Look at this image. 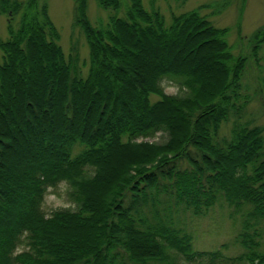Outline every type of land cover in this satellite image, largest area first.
I'll return each instance as SVG.
<instances>
[{
    "label": "trees",
    "instance_id": "obj_1",
    "mask_svg": "<svg viewBox=\"0 0 264 264\" xmlns=\"http://www.w3.org/2000/svg\"><path fill=\"white\" fill-rule=\"evenodd\" d=\"M1 1L20 27L0 42V264H170L169 250L192 260L172 213L221 202L240 222L236 260L264 264V127L244 121L252 94L264 98V79L253 93L244 83L264 28L248 54L233 56L200 14L210 4L166 24L142 0H95L112 15L93 27L88 0H74L84 76L77 53L48 39L45 5L41 20L36 0ZM164 77L181 80L186 95L164 94ZM155 133L166 143L140 141ZM61 182L74 207L45 216L46 189ZM211 255L206 264L222 262Z\"/></svg>",
    "mask_w": 264,
    "mask_h": 264
},
{
    "label": "rangeland",
    "instance_id": "obj_2",
    "mask_svg": "<svg viewBox=\"0 0 264 264\" xmlns=\"http://www.w3.org/2000/svg\"><path fill=\"white\" fill-rule=\"evenodd\" d=\"M10 2L14 0H9ZM20 1V0H17ZM0 2H2L0 0ZM146 9L155 8L164 17L166 24L170 23V16L180 12L192 11L200 6L210 4L213 8L201 9L200 14L205 16L213 26L225 34V41L229 46L231 54H248V46L252 37L260 29L264 28V0H142ZM228 3V6L219 14L218 8ZM125 7L128 0H121ZM44 5L47 8V15L51 26L46 29L48 39L56 38L55 43L62 49L65 56L77 53L76 64L85 76L89 68V50L83 31L73 26L76 14V3L74 0H36V11L41 14ZM1 8V4H0ZM9 8V7H8ZM124 12V10H122ZM119 14H122L121 11ZM112 15L105 9L98 7L95 0H88L87 16L93 27H105L109 16ZM42 16V17H41ZM20 27V14L9 17L0 13V42L6 41L10 37L11 30L16 32ZM1 55V51H0ZM261 60L256 65L255 62L248 65L244 83L250 88V93L262 89L261 79H264V47L260 53ZM161 90L167 96H181L185 94V85L176 78L164 77L159 81ZM186 95V94H185ZM251 96V95H250ZM253 101L248 106L244 114V121L249 120L252 125L264 127V98L258 93L252 94ZM153 103L158 98L151 96ZM230 125H224L220 135H229ZM144 143H155L162 145L166 143V136L155 133L152 137L144 140ZM70 187L64 182L56 186L47 187L42 201V212L45 216H50L59 209H71L74 207L70 201ZM218 206L208 209L201 215H193L191 211L180 212L177 209L172 213L171 221L176 227H180L191 239L192 251L196 255L192 260H187L179 253L169 250L170 264H206L211 260V254H220L218 264H245L244 261H237V257L242 253L241 248L234 242L238 235L240 222L235 218H230V210L224 208L221 202ZM264 229V227H260ZM264 247V238L262 239ZM23 250L19 246L17 252ZM238 262V263H237Z\"/></svg>",
    "mask_w": 264,
    "mask_h": 264
}]
</instances>
